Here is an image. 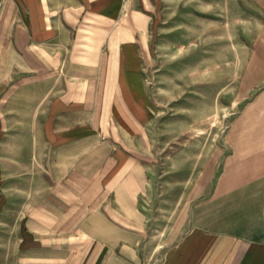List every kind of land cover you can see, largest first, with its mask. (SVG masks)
Segmentation results:
<instances>
[{"label":"crops","instance_id":"1","mask_svg":"<svg viewBox=\"0 0 264 264\" xmlns=\"http://www.w3.org/2000/svg\"><path fill=\"white\" fill-rule=\"evenodd\" d=\"M151 2L0 0V213L17 212L14 264H264V25L244 47L227 150L158 238L142 203L156 160ZM232 3L235 22L264 14V0ZM6 115L39 139L18 140ZM18 148L31 164L44 149L40 168L16 175Z\"/></svg>","mask_w":264,"mask_h":264},{"label":"rangeland","instance_id":"2","mask_svg":"<svg viewBox=\"0 0 264 264\" xmlns=\"http://www.w3.org/2000/svg\"><path fill=\"white\" fill-rule=\"evenodd\" d=\"M204 1V5L199 4L201 0L150 3L152 43L143 74L151 111L146 135L156 160L149 168L142 203L151 234L158 238L184 204L199 198L200 173L209 175L218 156L227 150L226 132L242 104L236 97L235 82L244 63V47L250 32L264 25L259 9L256 18L247 8L242 9L240 22H235L233 0ZM25 118L6 115L1 121L22 128L15 133L18 140L31 134L39 139L37 132L23 130L28 124ZM43 150L38 148V163L31 164V160L25 163L30 149L18 148L15 174L31 166L34 171L39 169ZM3 152L7 154V150ZM16 215L7 209L0 213V264H14L18 254L19 229L11 226Z\"/></svg>","mask_w":264,"mask_h":264}]
</instances>
